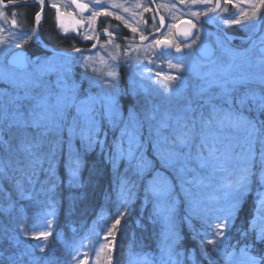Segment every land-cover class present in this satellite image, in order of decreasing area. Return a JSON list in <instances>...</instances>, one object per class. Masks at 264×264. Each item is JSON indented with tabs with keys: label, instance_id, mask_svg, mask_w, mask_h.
Masks as SVG:
<instances>
[{
	"label": "snow or ice",
	"instance_id": "6c2138e0",
	"mask_svg": "<svg viewBox=\"0 0 264 264\" xmlns=\"http://www.w3.org/2000/svg\"><path fill=\"white\" fill-rule=\"evenodd\" d=\"M36 2L42 10L45 0ZM179 2L188 7L215 3V8L192 11L191 15L197 22L185 20L186 27L177 33L185 40L194 37L190 44L185 45L190 48L201 39L198 23L202 26L215 22L209 13L221 9V0ZM240 2L247 3L249 0ZM8 3L9 0H0L5 7ZM223 3L234 8L237 6L236 0H223ZM94 5L99 10H93L89 17L90 28L99 17L114 15L104 10L101 0H94ZM51 7L59 12L55 3ZM76 7L84 12L89 5L77 3ZM112 7L123 6L113 3ZM261 7H264V0H256L251 12L240 11L234 19H225L224 22L240 25L243 21L244 26L255 28L262 22ZM144 10L150 11L148 7ZM201 17L204 19L201 20ZM40 19L41 11H37V25ZM115 19L134 35L139 32L141 41L148 40L153 34L146 27L147 21L145 27H132L120 15H115ZM77 24L83 26L82 21H77ZM11 25L13 30L16 29L18 20L13 18ZM155 25L153 17V30L159 32L165 27V18L161 16L159 27ZM171 27L178 26L172 24ZM5 31L9 30L0 27V32ZM92 31L95 29L92 28ZM146 31L148 35L144 34ZM102 34L109 39L99 47L114 45L117 50L116 55L108 53L112 63L106 61L109 70L103 76L89 75L91 57L84 55L86 49L73 46L71 52L66 50L62 54L63 62H59L61 54L58 53L52 56L40 52L26 55L25 46L35 39V30L30 33L10 31L6 39L0 40V57L7 59L11 56L7 65L0 67V82L8 86L0 88V191L4 183L8 185V193L0 202V219L15 223L14 227L0 223V250H3L0 264H5V261L7 264H50L44 254L49 237L53 235V221L49 217L54 215L56 187L58 182H62L57 175V158L63 156L65 144L68 145V152L62 162L69 187L81 186L82 153L99 148L101 162L112 167L114 180L106 196L113 205L114 218L102 237L93 228L84 238L89 244L97 240L101 242L100 251H106L109 264L116 238L135 210L136 203H141L142 210L150 204L152 211L148 220L162 224L158 264H218L217 257H223L225 264H264V141L258 156L253 148H249L234 173V179L229 175L226 180H215L226 170L229 162V157L219 147L225 128H245L250 137L258 133V126L259 131L264 132V120L259 119L264 115V93L252 89L243 93L239 91L240 86L251 83L258 82L264 86V39L259 47L252 42L244 52L224 49L230 57H246L249 64L254 57V66L261 70L259 76L234 75V64L218 62L211 49L200 47L202 62L197 64L195 71L199 85L184 97L181 105L161 111L159 105L148 100L143 107L132 104L128 109L122 108L118 99L119 69L127 67L130 74L139 73L141 76L145 70L150 73L151 69L144 64L139 47L128 45L121 49L119 44H115L118 33L114 30L104 27L96 35L77 30V35L83 40L97 41L91 44V49L97 48ZM21 36L24 38L21 39ZM123 39L127 41L128 37ZM181 44L173 45L167 37L157 38L143 52L148 64L155 65L156 76L164 81V87L170 90L169 95L178 92L176 82L183 84L193 65L188 59L177 58L175 64L168 60V67L178 73L171 75L163 73L156 62L171 56L169 49L173 46L176 52H181ZM71 53H78L79 59ZM73 61L83 69L81 78L87 87L71 80L69 65ZM53 74L55 80L50 78ZM148 78L151 79V75ZM76 139L80 141V149L73 150ZM146 145L150 146L151 154ZM122 161L125 167L121 172ZM41 174L43 179H40ZM177 181L189 206L187 214L179 221L180 227L174 198ZM213 181L216 183L214 188ZM254 183L258 189L256 206L250 218L245 216L240 223L243 212L241 202ZM209 188L212 191L205 195V190ZM25 201L40 209L41 230L28 231L22 218L23 208L19 206ZM109 215L111 218L112 214ZM103 220V215H100L94 223L99 224ZM185 224L190 229L191 239L198 242L190 248L183 244L186 237L182 236L181 230ZM234 230L236 242L233 244L228 236ZM29 239L38 243L28 244ZM80 246L83 247L82 242ZM129 255L132 264H156L148 254L133 255L130 251Z\"/></svg>",
	"mask_w": 264,
	"mask_h": 264
},
{
	"label": "trees",
	"instance_id": "16d2710c",
	"mask_svg": "<svg viewBox=\"0 0 264 264\" xmlns=\"http://www.w3.org/2000/svg\"><path fill=\"white\" fill-rule=\"evenodd\" d=\"M45 2L47 8L45 10L43 24L41 26V38L48 45H51L55 48L67 50L71 47L70 44L72 41L70 39H67L66 37L61 38L60 36H58L59 32L57 31L59 29L56 25V12L51 7V4L53 3H55L58 7H63V5H60L58 2H56V0H45ZM66 8H70L69 4L66 5ZM37 11H39L38 5H28L14 7L9 10V13H16L14 17L18 20L19 23H21L22 28L32 31L34 27L35 13ZM249 29L250 28L248 27V30ZM74 40L79 41L76 39ZM26 46L28 47L29 55H32L36 52L42 53L37 44H32L30 42ZM82 71L83 70L76 67L73 73L74 76L71 78V80L76 82L77 84L83 83L84 86L87 87L85 81L78 80V78H81ZM119 74V99L122 108L128 109L132 104H136L138 107H141L139 106V104L141 103L145 105L146 100L149 101L150 90H148L145 94L139 91L132 94L127 93L126 91L128 89H131L128 83L134 79L135 75L130 74L128 69L125 70L123 68L119 69ZM153 79L159 80V77ZM139 88L141 90L146 89L145 83L143 81ZM249 89L255 90L257 93H264L263 87L254 86L241 87L239 88V91L243 93L245 91H248ZM157 101L164 105L163 100ZM259 119L264 120V115L260 116ZM227 134L229 135V131L227 132ZM227 134L222 135L223 137L219 145L221 152L225 154H228L230 150V146L226 141V139L228 138ZM111 138L112 137L110 136L109 140H111ZM262 141H264V132H260L258 126V133L255 136L250 137L248 132V136H246L241 142V146L243 148H253L258 156L259 152L261 151ZM64 146L66 149L64 148L63 156H59L57 158V175L60 177V180L62 182H58L57 184L56 206L54 209V215L49 217V219L53 221V235L49 237V241L47 242V251L44 254L50 262L60 259L61 257L72 256L75 253H78V251H80L81 249L85 251L87 248H90L86 245L87 243H89V241L87 239H84L88 235L89 230L96 228V230L100 232L102 237L107 225H109L111 223V219L114 218L113 205L106 196V193L108 192L109 187L114 180V173L111 165L101 162L99 148L95 150H89L86 153H82L83 166L80 169L81 186L69 187L64 164L62 162L66 159L68 145ZM146 148L148 149L149 154H151L150 146L146 145ZM76 149H80L79 139H76L74 141L73 150ZM229 164L232 172L238 170L241 166V163L237 159H232ZM46 166L47 165H45V167ZM124 167L125 162L122 161L120 164L121 172L124 170ZM43 178L44 176L43 174H41L40 179ZM2 188L3 190L0 191V202H3L6 194L8 193V185L4 183L2 185ZM257 190L258 189L256 187V184L254 183L249 192L253 191L256 192V194H247L241 202L243 212L241 214L240 223H243V218L245 216L250 218L253 209L256 206ZM12 195L14 196L15 194L12 193ZM24 209L28 210L27 219L29 221H26L22 216L24 222L27 225L28 231L32 232L41 230L40 225L42 223V218L40 209L29 202L24 206ZM134 209L135 210L133 211V213L125 221L122 232L116 238L115 250L111 254V264H123L126 255L130 251L133 255L137 253H144L150 256L153 255L157 250V244L160 234L159 229L157 228L158 224L151 223L148 220V215L150 212L148 211V209L142 210L141 203H136L134 205ZM110 213L112 214L111 218L109 215ZM100 215H103L104 220L99 224H95L94 222L97 221V218ZM138 219L140 220L139 225H137ZM181 219L182 217L178 218L179 221ZM0 223L8 224L10 227L15 226L14 221H10L7 219H0ZM196 226L199 228L200 225L198 222ZM181 234L182 236L186 237V239L183 241V244L187 245L189 248L193 245L198 244L197 241H193L191 239L190 229L187 225L186 228L184 226L182 227ZM234 236L235 230L228 236L229 241L233 244L236 242ZM81 242L83 243V247L80 246ZM99 242L100 241L97 240L92 244H97ZM27 243L36 244L38 242L29 239L27 240ZM0 254H3V250H0ZM54 254L57 255L55 257H51ZM217 260L218 264H223L222 258H217ZM5 264H7L6 261ZM106 264H109V262L107 261Z\"/></svg>",
	"mask_w": 264,
	"mask_h": 264
},
{
	"label": "rangeland",
	"instance_id": "374dc122",
	"mask_svg": "<svg viewBox=\"0 0 264 264\" xmlns=\"http://www.w3.org/2000/svg\"><path fill=\"white\" fill-rule=\"evenodd\" d=\"M69 1L70 0H64V1L63 0H56V2H58L60 5H63V7H59L61 12L64 13V14L59 13L61 19L66 18L65 14L72 17V20L70 21V24H69V29H71L70 35L74 36V35H77V30H79L82 33L85 32V25L87 22L84 18L81 17L80 21L83 22V26L81 27L80 25L77 24V21H79V20H77V15L74 16L72 13L63 12V11H66L65 5L69 4ZM114 1H118V0H105L106 5L108 6L107 11H111L114 13L112 18H115V15H119L118 12L117 13L114 12V8L112 7V4L114 3ZM253 2H256V0H249V2H247V3H243V2H240V0H236L237 6L235 8L231 4H221V9H223V10L218 9L219 14L217 15V18L220 17L221 20L223 21L224 25H222V26L228 25L224 22V18L226 16H228V14L233 13V15H235L236 13L239 14L240 11L251 12L252 7H253ZM212 4L213 3L206 4V5L197 4V5H192L191 7L187 6L185 9H183V8L179 9L178 7L172 8V10L169 13L170 19H169V24L167 26V29L165 31V37H167L169 39V41H171L173 43V45L177 44V42L174 38V33H173L174 28H172L171 25L177 24L181 20H189V19L192 20V18H194L195 22H197L196 18L191 15V12L192 11H205L207 8H212L211 7ZM214 5H215V3H214ZM262 8L263 7H261V9ZM261 9H260V11H261ZM70 10H71V12H73V10L71 8H70ZM230 10H232L233 12H230ZM92 11H93V9L90 10L89 14H91ZM0 13L3 14L4 12H2L0 10ZM58 17L56 19H58ZM74 17H75V20H74ZM2 19H3V21H2ZM8 21H9V19H5L3 15H0V27H4V28L9 30V31H5V32H0V40L6 39L9 35L10 31L29 32V33L31 32V30H29V29H23L21 23H19V22H18L17 28L13 30L11 22H8ZM74 21H75L76 26H74ZM88 22H90V21H88ZM63 23H64L63 21L61 23H59L60 27L58 29H59L60 34L66 35L67 32L65 31L66 28H65ZM198 25H199V23H198ZM241 25H244L243 21L240 24V26ZM222 26H221V28H223ZM35 31H36V29H35ZM138 34H139V32H138ZM58 36L61 37V35H58ZM200 36H201V39H198L197 43L195 45H192V47L189 48V47H186L185 45H183L181 47L184 50V54L178 59L190 60L192 65H193V69H192V71H190L186 74L183 84H180L179 81L176 82V84L178 85V92L172 93L171 95L168 94V92L170 90H168L164 87V81L161 79V77H159V80L153 79V78H158V76H156V67L153 64H148L147 58H145L143 56L144 49L150 48L149 46H151L152 41H150L144 45L132 44L133 47H139L140 48V50H141L140 53L142 55L141 57L143 59V62L145 65H147L148 69H151V72L149 73L147 70H145L143 76H141L139 73H136L134 79L128 83L129 86L131 87V89H128L126 92L132 94L134 92L139 91V92L145 94L148 90H150L149 101L155 102L157 105H159L161 108V111L168 110V109H174V108L178 107L179 105H181L184 102V97L189 95L191 93L192 89L195 88L196 86H198L200 83L199 79L195 75V71H196L197 64L201 63V61L197 58V56L195 54V48L198 44L203 43V42L211 43L214 46V48L217 52L214 59H216L218 62H222L225 65H227L228 63L234 64V66H235L234 67V75H248V76H251V75L259 76L260 75L261 70L254 66V57H253L252 64H249L247 58L244 56H236L235 58L230 57L228 55V53L224 50L225 48H228V47H226L223 44V39L219 38L217 36V34L211 35V34L205 32L204 30H203V32L200 30ZM135 37L138 38L139 36H134V38ZM158 37H161V35H159ZM23 38L24 37L21 36V39H23ZM77 38H80L79 39L80 44L87 42V41L83 40L81 37H77ZM108 39L100 41L94 52L84 53L85 56L91 57V59L89 60V64H90V67L88 69L89 74H91V75L99 74V75L103 76L109 70L107 67V63H112V62L110 60L106 59L105 51H108L111 53L113 52L114 55H116L117 50H116L114 45H108L106 48L99 47V44L105 43L106 41H108ZM262 39H264V24H263L262 33L252 42H255L257 47H259L260 41ZM218 41L220 43H218ZM92 42H95V40ZM221 43L224 45L223 47H221ZM115 44H119L121 49H125L129 45V44L126 45L125 43L116 42V41H115ZM250 44H249V46H250ZM73 46H75V45H72L71 49L73 48ZM240 46H244V44H240ZM75 47L80 48V46H75ZM14 50H18V49H14ZM97 53H99V55H97ZM133 55H134V53H133ZM76 57L79 59V54L76 55ZM121 58H123L122 55H121ZM5 60H6L5 58L0 57V67L6 66ZM58 60H59V62H63V57L59 56ZM168 60H171V62L173 64H175L177 62V58L169 57L168 59H164L163 61H157L156 63L160 64V70L163 73L171 74V75H177L178 73H176V70L174 68L170 69L168 67ZM106 61H107V63H106ZM69 67H70V78H72L74 76L73 73H74V69L76 67L79 69H82L80 67L79 63H76V67H75V64H70ZM121 68L127 70V67H121ZM149 75H151V79L148 78ZM50 78L55 80V75L54 74L51 75ZM78 80L83 81L82 78H78ZM142 81L145 83V88H146L145 90H141L139 88L140 85L142 84ZM247 86L263 87V89H264V86L259 85L258 82L257 83H251ZM247 86H240V88L241 87H247ZM6 87H8L6 84H4L3 82H0V88H6ZM162 87H163V89H162ZM215 90L216 89H213V91H215ZM159 91H161V92H159ZM157 100H163L164 105ZM119 103H120V99H119ZM139 106L143 107L144 104L141 103V104H139ZM228 131H229V135L227 134ZM223 134L228 135V138L226 139V141L228 142V144L230 146V150H229V153L226 155L229 157V162H228L226 170L223 173L216 176V178H215L216 181L221 180L222 178L227 179L229 177V175H232V178L234 179L235 178L234 173L237 170L232 172V170L230 169V164H229L230 161L232 159H237L240 163H242V158L246 154H248V150H249V148H243L241 146V142L244 140V138L246 136H248V130L247 129H245V128H238V129L225 128L223 131ZM145 135H146V130H145ZM215 186H216V183H215V181H213L212 188H214ZM212 188L205 190V195L209 194L212 191ZM174 198L176 201V204H175L176 214L181 212L182 214L186 215L188 212L189 206H188L187 202L185 201L184 194L181 191V186H180L178 181L175 183ZM39 243H41V242H39ZM155 262H156V264H158V260H156Z\"/></svg>",
	"mask_w": 264,
	"mask_h": 264
},
{
	"label": "flooded vegetation",
	"instance_id": "af4514ba",
	"mask_svg": "<svg viewBox=\"0 0 264 264\" xmlns=\"http://www.w3.org/2000/svg\"><path fill=\"white\" fill-rule=\"evenodd\" d=\"M92 1L93 0H86V4L89 5V8L86 9L87 12H86L85 20H89V17L91 16V14H89V12L91 9L94 10V8H95V10H99L98 6H95ZM169 1H171V0H153L156 8L159 11V14L165 18L166 23L168 22V15H169ZM221 1H222V4H224L223 0H221ZM92 5H94V8H92ZM137 5H139V7H137ZM145 7H148L150 9V11H145L144 10ZM211 7L214 8V2H213ZM125 9H127V11H125ZM230 12H233V11L231 10ZM118 14L121 17H124L125 19L130 20V25L132 27L137 26L136 21L139 19L140 15H143V17L145 18V21H147L146 27L149 30L153 26V17H155L153 7L148 0H133L131 3L126 4L125 8L123 10H121V9L118 10ZM218 14H219V12L213 16V19H214L215 23L217 24V26L219 28H221V26L224 25V23L219 16H218L219 18H217ZM5 15L7 16V13H5ZM238 15H239L238 13H236L235 15H233V13H230V14H228V16H226L224 18V20L225 19H234ZM145 21L141 22V24H140L141 27H145ZM155 21H156L155 27H159V24H158L156 17H155ZM95 26H96L95 31H92V29H91L92 33H95L98 30L101 31L104 27H108L110 30H114V32L118 33V36H122V37L138 36V34L134 35L133 33H131L129 28L125 27L122 22L116 20L115 18L99 17L96 21ZM222 27L223 28H221V29H223L227 34L232 35V36L243 37L248 32V28L244 25H241V26L225 25ZM200 30L202 32L204 30L205 32H207L211 35L217 34V36H220L223 39V44L226 47H228L229 49H233V48L242 49L243 48V50H246L248 48V44H245L244 46H239V42H237V43L229 42V40L226 39L220 31L214 29L212 26H210L206 23H204L202 26L200 25ZM85 32L89 33L88 22L85 25ZM163 32H165V27H164L162 33ZM144 34L148 35V32L146 31ZM155 38L156 37L150 39L148 42L152 41Z\"/></svg>",
	"mask_w": 264,
	"mask_h": 264
},
{
	"label": "water",
	"instance_id": "95a60500",
	"mask_svg": "<svg viewBox=\"0 0 264 264\" xmlns=\"http://www.w3.org/2000/svg\"><path fill=\"white\" fill-rule=\"evenodd\" d=\"M84 0H76V3H73V7H74V9L76 10V11H78V12H80L79 11V9H77V7H76V4L77 3H82ZM35 2H36V0H28L26 3H24L23 1H9V3H8V6L7 7H5L3 4H0V7L2 8V9H10V8H12V7H20V6H28V5H33V4H35ZM45 10H46V6H45V3H44V5H43V8H42V10H41V14L42 13H44L45 12ZM156 12V15H157V17H158V19L160 20V17H159V15H158V13H157V11H155ZM82 13V12H81ZM215 13V12H214ZM214 13H210L209 15H212V14H214ZM261 18H262V22L256 27V29H255V32L253 33V34H251V35H249V36H247V37H241V36H232V35H229V34H226L225 33V37L227 38V39H229V40H236V41H245L246 43H249L258 33H259V31H260V29H261V27H262V24H263V20H264V7L262 8V12H261V16H260ZM64 25H65V27L66 26H68V24H69V21L68 20H65L64 21V23H63ZM208 24L209 25H211L212 27H214L215 29L216 28H218L213 22H208ZM178 27H176L175 28V31H174V33H175V38L177 39V41H179L180 43L183 41V43L182 44H186V43H189V42H191V40L194 38V37H189L187 40H185V38L184 37H182V36H179L177 33L178 32H180V31H183V29L186 27V25L184 24V21H182V22H180V23H178V25H177ZM38 27V25H37V22H35V29ZM105 37H108L106 34H102V35H100V37H99V41L102 39V38H105ZM34 40H36V41H38L40 44H41V46L44 48V50H46L47 52H50V53H52V54H54V53H58V54H61L60 56H63L62 54H63V52H61V51H58V50H54L52 47H50V46H48L45 42H43L39 37H38V35H36V37H35V39ZM116 40H120V41H124L125 42V40L123 39V38H116ZM128 42H134V43H143V42H145V41H141V40H127ZM126 41V42H127ZM97 41H95V43H96ZM200 47H205V48H209V49H211L212 50V52H213V55H214V58H215V56H216V52H215V50H214V47L210 44V43H202V44H200V45H198L197 46V48H196V55L199 57V59H201V54H200ZM16 51H20V50H16ZM92 51H94V49H91V51H85V52H92ZM169 51L171 52V53H173L175 56H181L182 55V53H183V50L181 49V52H176L175 50H173V47L172 48H170L169 49ZM84 52V53H85ZM72 54V56H76V55H78V53H71ZM11 58V56L9 55V57L7 58V59H10ZM202 61V60H201ZM6 64H7V60H6Z\"/></svg>",
	"mask_w": 264,
	"mask_h": 264
},
{
	"label": "bare ground",
	"instance_id": "6f19581e",
	"mask_svg": "<svg viewBox=\"0 0 264 264\" xmlns=\"http://www.w3.org/2000/svg\"><path fill=\"white\" fill-rule=\"evenodd\" d=\"M221 3H222V1H221ZM214 8H215V5H214ZM230 11H231V10H230ZM214 23H215V22H214ZM215 24H216V23H215ZM8 36H9V35H8ZM242 42L245 43V41H242ZM108 53H109L108 51H105V56H106V59H107V60H109V59H108ZM112 55H114L113 52H112ZM134 55H137V54L134 53ZM140 55H141V54H140ZM141 56H142V55H141ZM111 62H112V61H111Z\"/></svg>",
	"mask_w": 264,
	"mask_h": 264
}]
</instances>
